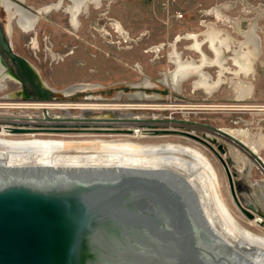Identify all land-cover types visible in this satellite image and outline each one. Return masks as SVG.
<instances>
[{"label": "bare ground", "instance_id": "obj_1", "mask_svg": "<svg viewBox=\"0 0 264 264\" xmlns=\"http://www.w3.org/2000/svg\"><path fill=\"white\" fill-rule=\"evenodd\" d=\"M26 1L0 0L1 9L6 14L3 26L8 36H11L13 23L22 32L31 33L36 30L40 19L53 11L65 13L69 25L78 31L81 25L80 16L83 13L87 14L92 8L102 7L103 1L113 0H58L57 3L52 1L53 4L38 11H32L21 4ZM232 8V2H224L216 5L212 11L219 21H223V24H227L235 33L242 35V39L235 42L228 32L214 24L207 25L203 36L198 33L177 36L176 42L180 39L191 41L192 44L187 49L194 50L201 57L199 60H184L176 49L177 44L171 42L170 47L173 50L169 57L175 69L162 73L157 82L168 85L177 92L182 88L185 79H197L191 84L192 87L210 96L226 84V74H230L237 78L232 81L235 83L234 89L237 90L236 100L241 101L244 96L250 94L252 83L243 78L255 73L254 61L261 53V39L257 34L261 12L256 8L253 10L257 13L256 16L248 19L242 15L230 18L226 12ZM50 9L52 11L49 12ZM244 20L248 21L246 28H242ZM204 43L210 45L215 56L213 60L203 51ZM225 51H232V65L235 68L226 66ZM211 66L219 69L216 80L204 71L206 67ZM13 78L17 79L9 71L0 54V99L7 100L11 96V99H22L21 96L26 95L21 87L12 94H3L2 90L7 88L8 81ZM41 82L46 87L42 80ZM74 85L55 92L73 95L97 88L96 85L87 83ZM153 85L147 78L142 82L128 84L133 88ZM128 96L130 101L151 102L155 101L153 97L156 95H148L140 90ZM100 101H103L102 98L88 95L82 99L81 104H75L74 107L58 102H21V108L25 109L27 114L22 117H7L8 124H0V181L30 178L29 181L36 182V179H39L37 181L43 183L48 181L84 184L91 181L110 183L116 177L118 180L154 178L165 186L163 188L167 196L174 194L181 196L183 202L186 201L189 209L187 218L203 230L211 243L208 244L209 247L212 246V251L219 258H222V255L226 261H235L238 264H264V231L253 229L264 224V217L250 210L254 217L242 224L229 212L220 190V179L226 178L228 181L225 174V168L228 167L234 183L242 179L246 184V188L241 190L245 203L239 199L235 188L240 205L247 209L255 207L264 211V130L251 132L247 127H223L217 130L220 132L217 137L225 139L227 144L224 152L218 150L225 157L216 153L218 160L225 165L223 173L218 162L211 158L213 154L210 157L205 151L188 142L169 139L141 140L151 139L147 135L148 132L151 135V129L154 128L148 127L147 124L141 126L142 119L134 114L131 119H122L123 115H131L129 112H123V109H126L124 104ZM9 104L11 105L10 102ZM132 105L138 104H128L127 107ZM74 109L79 111L78 116L72 112ZM168 128L172 130L171 127ZM107 135L124 138H102ZM254 169L261 174L259 179L252 178ZM231 201L241 211V206L235 202L232 194ZM183 211L185 213L184 209ZM203 263L205 261L199 264Z\"/></svg>", "mask_w": 264, "mask_h": 264}, {"label": "rangeland", "instance_id": "obj_2", "mask_svg": "<svg viewBox=\"0 0 264 264\" xmlns=\"http://www.w3.org/2000/svg\"><path fill=\"white\" fill-rule=\"evenodd\" d=\"M52 1L57 3L58 0H27L24 4L32 11H38L53 4ZM224 2H232L234 5L229 12H226L230 18L242 15L248 19L256 16L257 13L253 11L256 8L261 12L258 20L260 29L257 33L261 39V53L254 61L255 73L243 78L252 83L251 93L244 96L241 101L236 100L237 90L234 89L235 83L232 81L237 78L230 74H226L228 79L226 84L210 96L192 87L191 84L197 79H185L182 88L177 92L168 85L157 82L162 73L175 69L169 57L173 50L170 47L171 42L177 44L176 49L180 58L199 60L201 57L194 50L187 49L191 46V41L180 39L176 42L177 36H183L185 33H198L203 36L207 25L214 24L228 32L235 42L242 39V35L235 33L231 27L223 24V21H219L212 11L216 5ZM5 16V12L0 9L2 30ZM80 22V28L76 31L69 25L65 13L53 11L40 19L35 33H24L14 23L12 24L11 36H7L11 50L10 52L0 50V54L9 71L17 79L8 81L7 88L2 92L4 95L12 94L22 88L26 95H22V99L18 97L11 99L12 96L7 100L0 99V124H8L6 121L13 116L22 117L27 114V111L21 108V102H58L68 103L74 107L75 104H81L86 96L93 95L102 98L103 101L100 102L124 104L126 109H123V112L126 114L129 112L131 115L126 117L123 115L122 119H131L134 114L142 119L141 126L147 124L148 127L154 128L151 129V135L150 132L147 135L151 139L141 140L169 139L188 142L205 151L210 157L213 154L211 158L218 162L223 173H225V165L218 160L216 153L220 154L218 145H222L225 149L227 144L225 139L217 137L219 136L217 133H220L217 130L223 127H247L251 132L264 130V0L103 1L102 7L92 8L86 15L83 13ZM247 25L248 21H242V28H246ZM202 49L210 59H214L215 56L208 43H204ZM231 54L232 51L224 53L226 66L235 68L232 65ZM31 67L35 68L37 74ZM205 69L210 78L216 80L219 69L215 66ZM144 78L149 79L154 85L138 88L128 86L130 83L142 82ZM39 80H42L46 87L41 85ZM80 83L93 84L97 88L93 91L64 96L55 92ZM140 90L148 95H156L157 97H153L155 101H130L128 95ZM128 104L138 105L127 107ZM30 111L33 112L32 109ZM72 112L77 113L76 116L79 115L78 110L74 109ZM128 121L124 120V122ZM246 123L248 125H245ZM39 137L43 136L39 135ZM84 137L88 138V136ZM102 138L124 137L107 135ZM220 156L225 157L222 154ZM224 161L226 162L225 159ZM260 176L261 174L254 169L252 178L259 179ZM63 182L67 181L63 180ZM220 184L221 195L225 200L224 203L227 202L229 212L236 220L246 224L249 218L231 201L227 179L221 178ZM180 197L174 194L167 196V209L173 211L175 209L179 212L177 214H180L173 221L175 226L178 225L176 244L190 249L196 255H202L200 260L195 259L196 264L201 261L207 264L209 257L204 250L211 243L203 230L187 218L188 205ZM241 207L247 209L244 205ZM239 212L241 214H238ZM182 218L185 223L181 222ZM253 229L264 231V224ZM221 257L223 258L222 255ZM222 260L226 261L225 258ZM226 264L238 263L226 261Z\"/></svg>", "mask_w": 264, "mask_h": 264}, {"label": "water", "instance_id": "obj_3", "mask_svg": "<svg viewBox=\"0 0 264 264\" xmlns=\"http://www.w3.org/2000/svg\"><path fill=\"white\" fill-rule=\"evenodd\" d=\"M7 36L0 28V50L10 52ZM217 148L224 152L222 145ZM225 170L241 206L235 188L245 203L246 184L234 183ZM117 178L84 184L0 181V264H196L202 255L176 244L173 221L180 214L167 209L161 184L154 178ZM240 208L248 218L254 217L251 211L264 217L255 207ZM205 249L207 264H226L212 246Z\"/></svg>", "mask_w": 264, "mask_h": 264}, {"label": "flooded vegetation", "instance_id": "obj_4", "mask_svg": "<svg viewBox=\"0 0 264 264\" xmlns=\"http://www.w3.org/2000/svg\"><path fill=\"white\" fill-rule=\"evenodd\" d=\"M21 4H22L23 6H25V4H24V3H21ZM25 7H26V6H25ZM0 9H1V6H0ZM85 15H86V14H85ZM68 23H69V22H68ZM33 32L35 33V31H33ZM33 32H32V33H33Z\"/></svg>", "mask_w": 264, "mask_h": 264}, {"label": "crops", "instance_id": "obj_5", "mask_svg": "<svg viewBox=\"0 0 264 264\" xmlns=\"http://www.w3.org/2000/svg\"><path fill=\"white\" fill-rule=\"evenodd\" d=\"M234 6V5H233Z\"/></svg>", "mask_w": 264, "mask_h": 264}]
</instances>
